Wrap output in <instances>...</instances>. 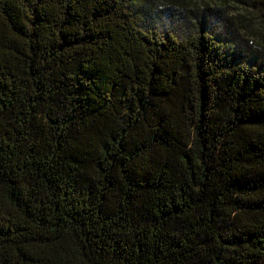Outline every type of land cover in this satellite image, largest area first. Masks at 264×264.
<instances>
[{
    "label": "trees",
    "instance_id": "16d2710c",
    "mask_svg": "<svg viewBox=\"0 0 264 264\" xmlns=\"http://www.w3.org/2000/svg\"><path fill=\"white\" fill-rule=\"evenodd\" d=\"M0 264H264V0H0Z\"/></svg>",
    "mask_w": 264,
    "mask_h": 264
},
{
    "label": "rangeland",
    "instance_id": "374dc122",
    "mask_svg": "<svg viewBox=\"0 0 264 264\" xmlns=\"http://www.w3.org/2000/svg\"><path fill=\"white\" fill-rule=\"evenodd\" d=\"M147 1H150L151 2L152 0H147ZM200 6L201 7H199V10H200V13H202V14L203 13H206V12H210L211 9H208V8H213V6H211V5L210 6H207L205 4H200ZM163 18L160 19V24H159L160 27L163 26L161 29H163V28L172 29V30L177 31L181 35L185 34L186 31L188 29H190V27L193 25L192 24V21H189V20L187 22H184L183 21V23L180 24V23L173 22L169 17L164 18V19ZM213 19H214V17H210L211 23L213 22ZM163 23H165V25ZM222 25H223L222 21L221 20H218L217 21L216 18H215L214 26L215 27L218 26V28L221 29L223 27ZM222 29H224V28H222Z\"/></svg>",
    "mask_w": 264,
    "mask_h": 264
}]
</instances>
